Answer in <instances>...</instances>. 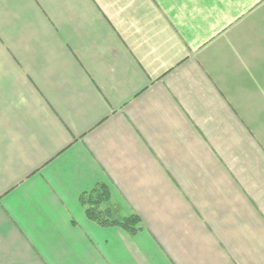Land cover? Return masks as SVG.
Instances as JSON below:
<instances>
[{
	"label": "crops",
	"instance_id": "0c3cea01",
	"mask_svg": "<svg viewBox=\"0 0 264 264\" xmlns=\"http://www.w3.org/2000/svg\"><path fill=\"white\" fill-rule=\"evenodd\" d=\"M0 264H264V0H0Z\"/></svg>",
	"mask_w": 264,
	"mask_h": 264
},
{
	"label": "trees",
	"instance_id": "16d2710c",
	"mask_svg": "<svg viewBox=\"0 0 264 264\" xmlns=\"http://www.w3.org/2000/svg\"><path fill=\"white\" fill-rule=\"evenodd\" d=\"M110 198V191L104 185L98 186L94 191L85 194L82 197V203L86 207L88 217L102 225L116 223L111 219V211L104 207ZM118 224L129 233L134 234L139 231L140 220L137 217H131Z\"/></svg>",
	"mask_w": 264,
	"mask_h": 264
}]
</instances>
